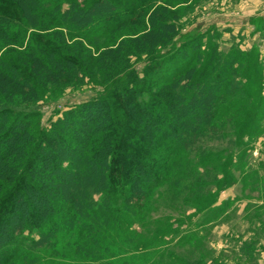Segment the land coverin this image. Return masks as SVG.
Instances as JSON below:
<instances>
[{"label": "trees", "instance_id": "16d2710c", "mask_svg": "<svg viewBox=\"0 0 264 264\" xmlns=\"http://www.w3.org/2000/svg\"><path fill=\"white\" fill-rule=\"evenodd\" d=\"M180 30L167 0H0L3 101L19 93L36 103L86 79V56L100 51L90 39L91 49L83 45L86 31L136 36L100 51L113 82L107 96L70 106L45 127L38 111L0 108V264H202L177 252L192 235L173 245V225L144 232L146 215L167 183L175 197L195 190L204 212L237 184L264 123V63L235 42L224 50L216 28L162 54ZM143 54L142 71L130 70L128 57ZM213 141L214 190L204 194L196 190L209 172L191 171L190 157L205 165L215 146L204 144ZM247 175L258 182L259 171Z\"/></svg>", "mask_w": 264, "mask_h": 264}, {"label": "rangeland", "instance_id": "374dc122", "mask_svg": "<svg viewBox=\"0 0 264 264\" xmlns=\"http://www.w3.org/2000/svg\"><path fill=\"white\" fill-rule=\"evenodd\" d=\"M167 3L172 14L176 16L181 30L167 47L166 52L162 50L164 51L162 54L171 53L183 43L216 28L223 33L220 41L224 50L235 42L240 44L243 51L260 54L264 63V0H167ZM64 9H67V5ZM86 33L89 36L81 40L87 50L91 49L89 44L91 41L102 51L116 48L126 38H136L133 31L123 32L113 39L101 37L96 32L92 34L86 31ZM95 49L96 47L91 49L92 52L86 56L90 74L82 82L48 89L36 103L26 99L24 94L16 93L4 101L0 99V108L15 104L21 110L38 111L41 113L42 125L45 127L66 108L107 96L113 82L108 80L105 72L99 68L100 51ZM128 58L129 69L138 72H141L148 62L146 54L131 55ZM118 81L123 83L125 77H119ZM234 112L236 111H225L223 116L229 117ZM219 142L204 144L206 150L215 146L211 148L212 153H206L207 156L209 155V160L205 165L202 164L203 162H198L202 159L200 154L190 157L191 171L204 174L205 169L207 173L209 172L203 175L205 180H202L204 182L201 184L202 189L195 188L196 191L206 194L214 190L211 183H214L216 171L210 172L212 171L210 169L217 165L215 160L219 155L216 147ZM228 146L230 147L228 141L221 145L223 149ZM252 146L253 149L248 152L244 166L240 165L236 172L239 181L220 193L218 202L212 210L199 211L196 206L199 203L196 201V196L189 193L195 190L189 188V191L181 192L175 197V190L170 191L167 183L152 199L151 210L146 215L144 232L155 234L158 229L164 230L172 224L176 232L167 233L166 239L174 240L173 245L177 244L182 236L192 235L193 237L190 238L192 242L181 243L177 252L186 255V258L198 259L202 264H251L248 261L250 258L246 255L250 251L254 252L259 264H264V123L260 135L253 141ZM228 150L231 151L232 148ZM224 157L228 158V155L224 154ZM254 170L259 171L257 183L251 182V177L247 175ZM177 171L178 169L175 174L178 173ZM182 190H184L183 186ZM134 227L142 230L139 224H135ZM247 243L252 244L246 248Z\"/></svg>", "mask_w": 264, "mask_h": 264}]
</instances>
